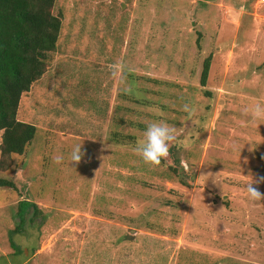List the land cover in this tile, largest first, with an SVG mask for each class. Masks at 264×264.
Masks as SVG:
<instances>
[{"label": "rangeland", "instance_id": "obj_1", "mask_svg": "<svg viewBox=\"0 0 264 264\" xmlns=\"http://www.w3.org/2000/svg\"><path fill=\"white\" fill-rule=\"evenodd\" d=\"M50 12L55 48L15 112L34 136L0 168L13 184L0 188V264H264V201L245 188L264 176V119L245 115L264 105V2L53 0ZM154 121L177 138L151 166L135 148Z\"/></svg>", "mask_w": 264, "mask_h": 264}, {"label": "trees", "instance_id": "obj_2", "mask_svg": "<svg viewBox=\"0 0 264 264\" xmlns=\"http://www.w3.org/2000/svg\"><path fill=\"white\" fill-rule=\"evenodd\" d=\"M53 0H0V168L20 155L34 136L33 125L16 120L21 93L44 71L46 54L55 48L60 26ZM210 57L202 60L198 84L205 85ZM207 95L208 92L204 91ZM13 187L0 178V188ZM33 203L21 201L19 213Z\"/></svg>", "mask_w": 264, "mask_h": 264}, {"label": "clouds", "instance_id": "obj_3", "mask_svg": "<svg viewBox=\"0 0 264 264\" xmlns=\"http://www.w3.org/2000/svg\"><path fill=\"white\" fill-rule=\"evenodd\" d=\"M114 76L116 75L115 68L113 69ZM182 110L188 113L189 116L193 115L195 109L189 103L182 105ZM245 115L253 120L264 119V105L256 104L252 108L245 111ZM194 126L195 121H191ZM176 129L169 126L166 122L154 121L146 125L143 138L138 142L135 151L141 157L145 164L156 166L161 163L169 155V146L176 140ZM82 145L77 144L73 147L70 154L71 162L79 164L82 160L84 153L81 150ZM63 161L62 156H55L54 162L59 164ZM264 184V176L259 177L253 182L248 183L245 188L248 197L253 201H264V192H262L258 185ZM256 185V186H254Z\"/></svg>", "mask_w": 264, "mask_h": 264}, {"label": "built area", "instance_id": "obj_4", "mask_svg": "<svg viewBox=\"0 0 264 264\" xmlns=\"http://www.w3.org/2000/svg\"><path fill=\"white\" fill-rule=\"evenodd\" d=\"M260 2H264V0H259Z\"/></svg>", "mask_w": 264, "mask_h": 264}]
</instances>
